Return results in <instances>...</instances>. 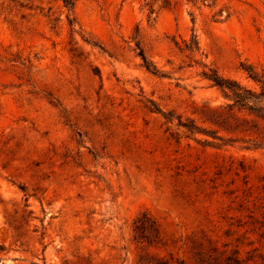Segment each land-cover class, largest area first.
<instances>
[{
  "label": "rangeland",
  "instance_id": "1",
  "mask_svg": "<svg viewBox=\"0 0 264 264\" xmlns=\"http://www.w3.org/2000/svg\"><path fill=\"white\" fill-rule=\"evenodd\" d=\"M73 1L0 0V264H264V0Z\"/></svg>",
  "mask_w": 264,
  "mask_h": 264
},
{
  "label": "trees",
  "instance_id": "2",
  "mask_svg": "<svg viewBox=\"0 0 264 264\" xmlns=\"http://www.w3.org/2000/svg\"><path fill=\"white\" fill-rule=\"evenodd\" d=\"M65 6L73 10L75 3L73 0H63ZM153 11L151 12V15ZM187 51L195 52L199 50V42L194 36L189 45L185 48ZM140 57L143 60L144 67L153 74H158V69L152 62H150L143 50L140 52ZM242 69L248 75V78L254 81L259 86V91H254L241 86L238 82L222 77L217 71L211 70L210 73H205L204 77L218 87L224 97L228 100L225 106L214 110L213 121L219 125L227 124L230 118H233L238 113H246L254 117L257 121L264 123V71L258 72L252 65H241ZM196 128L189 126V131H195ZM264 146V142L256 143L253 146H248L247 150H257ZM26 191L25 188H22ZM140 232L141 237H145L146 229L143 225L136 227Z\"/></svg>",
  "mask_w": 264,
  "mask_h": 264
}]
</instances>
